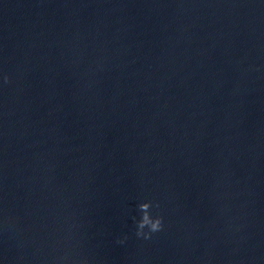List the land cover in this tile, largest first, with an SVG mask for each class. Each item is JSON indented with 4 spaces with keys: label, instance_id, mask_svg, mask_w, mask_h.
I'll list each match as a JSON object with an SVG mask.
<instances>
[{
    "label": "water",
    "instance_id": "obj_1",
    "mask_svg": "<svg viewBox=\"0 0 264 264\" xmlns=\"http://www.w3.org/2000/svg\"><path fill=\"white\" fill-rule=\"evenodd\" d=\"M0 69L4 264H264L259 0H0Z\"/></svg>",
    "mask_w": 264,
    "mask_h": 264
},
{
    "label": "clouds",
    "instance_id": "obj_2",
    "mask_svg": "<svg viewBox=\"0 0 264 264\" xmlns=\"http://www.w3.org/2000/svg\"><path fill=\"white\" fill-rule=\"evenodd\" d=\"M261 4H264V0H259ZM10 83V75L7 71L0 69V88L8 85ZM149 201L144 200L140 202L139 207L141 209H147L149 207ZM151 203L155 205L157 211L154 215H149L147 211H143L141 213V217L138 221H136V228L134 235L138 239L142 240H150L154 236V234L159 233L164 228V217L160 212V204L158 201L152 200ZM127 240V235H122L117 237L116 242L119 244H124ZM69 259V253L65 251L64 255L59 257L58 260L60 264H63L64 261ZM0 264H4L3 260H0ZM83 264V262H81Z\"/></svg>",
    "mask_w": 264,
    "mask_h": 264
}]
</instances>
